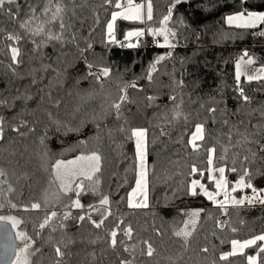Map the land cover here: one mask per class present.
<instances>
[{
	"label": "trees",
	"instance_id": "16d2710c",
	"mask_svg": "<svg viewBox=\"0 0 264 264\" xmlns=\"http://www.w3.org/2000/svg\"><path fill=\"white\" fill-rule=\"evenodd\" d=\"M46 2L16 0L19 19H27L35 7V15L46 20L41 15ZM61 2L65 28L60 29L58 22L45 25L46 31L61 36L59 40L33 35L0 13V117L4 119L0 169L5 173L0 177V203L5 205L0 215L24 221L20 230L35 240L32 264H121L122 260L132 264H247L246 257L256 254L258 246L228 260H220V255L231 250L232 240L264 234V204L226 205L225 214L199 189L191 195L190 183L197 179L213 187L206 150L215 147L213 165L225 167L229 187L246 169L245 183L252 187L237 192H264V79L241 78L239 85L235 79L238 55L247 52L254 64L264 66V35L259 34L264 25L241 29L225 21L237 11H264V0H181L168 22L176 33L171 37L172 48L153 43L157 36L149 30L162 26L175 0H151L150 21L147 15L143 22L118 19L115 39L121 43H112L107 36L116 0L111 4L106 0ZM137 29H143L144 35L133 36L136 46L128 47L127 32ZM9 34L21 39L9 40ZM12 47L20 50L16 61ZM160 56L166 59L156 65L149 80L150 65ZM105 67L111 69L110 74L97 79ZM15 80L26 84L25 95L6 103L2 95ZM133 83L135 87H127V100L121 103V90ZM239 87L250 102L240 97ZM150 96L155 99L149 101ZM114 103H121L119 115ZM211 107L217 109L215 114L208 111ZM176 110L187 120L174 119ZM199 123L204 124L205 139L197 141L201 148L193 151L189 140ZM133 128L148 130L149 203L141 208L128 203L139 172ZM93 152L101 157L100 171L93 178L99 180L97 191L92 192L90 182L85 181L79 196L84 208H74L75 193L52 189L56 184L52 165L58 159ZM193 165L203 172L202 177L200 171L191 172ZM233 167L236 172L231 171ZM105 195L112 214L97 228L88 219L90 212L95 220V211L88 206L99 205ZM9 201L17 207L12 208ZM33 203L41 207L32 209ZM201 209L187 242L176 236L189 219L187 213ZM52 212L57 215L40 229ZM66 212L71 214L67 219ZM120 220L113 248L110 232ZM128 225L133 229L131 239L124 235ZM145 241L155 250L152 256L146 255ZM57 246L63 256L57 255ZM125 246L135 247L125 251ZM259 260L264 264V253Z\"/></svg>",
	"mask_w": 264,
	"mask_h": 264
},
{
	"label": "snow or ice",
	"instance_id": "6c2138e0",
	"mask_svg": "<svg viewBox=\"0 0 264 264\" xmlns=\"http://www.w3.org/2000/svg\"><path fill=\"white\" fill-rule=\"evenodd\" d=\"M113 0H106V3L111 4ZM181 3V0H175V3L172 4V6L168 9V14L163 17L161 20V27L158 29H150L149 31L152 33L153 36H163L164 38V46H168L169 48L175 47L174 44L171 43L169 37H175L176 33L169 29L167 27L168 22L172 18V9L175 8L176 4ZM13 5H16V0H0V13L7 15L10 19L16 20L19 23V27L22 29H25L26 31L32 33L33 35H41L44 34L47 36L49 40H59L61 39L60 35H54L50 30L46 31L45 25L46 24H52L54 22L59 23L60 29L65 28V24L63 21V14L65 11L64 5L61 2V0H47L46 4L42 8L41 15L48 17L46 20H41L39 17L35 15L36 8L32 7L30 9L31 15L28 16L27 19H19V6L16 5L15 9L13 8ZM115 7L117 9H122V11H114L111 13V20L107 23V36L110 42L112 43H121L119 41H116L115 39V22L118 18H122L124 20H131V21H140L143 22L145 19L144 14V4H134L133 0H127V5L125 6L121 0H116ZM147 19L150 21L153 18V9H152V3L151 0H148L147 3ZM38 21V23L34 22ZM225 21L227 25L234 26L236 28L241 29H248V28H255L257 25H264V12H251L247 10L237 11L232 15H228L225 18ZM260 35H264V32L259 33ZM144 35L143 29H137L135 31H129L125 37V39H128L130 37H140ZM9 40H16L18 41L21 39L19 36L11 35L8 36ZM35 43V41H33ZM124 46V45H122ZM128 47H135L136 45L128 44ZM89 48L91 45L89 44ZM20 54V50L17 47L11 48V55L14 61L17 60V57ZM168 56H171V53H168ZM245 57H248V53L245 52L239 60L236 62V72H235V79L237 82V85H239L240 79L242 75H245L246 72L242 71V69L246 68L247 65H251L254 63V60L251 57H248L245 59ZM166 59L165 56H160L156 59V61L150 65V71L148 74V79H152V72H155L156 65ZM92 66L89 65V68ZM111 69L105 67L101 70L100 76H97V79H101L102 77H106L110 74ZM91 75H96L95 73H91ZM248 81L252 80H261L264 79V67H261L257 70L255 75H247ZM182 84V81L180 82ZM127 87H135V84L127 85L124 89L121 91L124 93L119 97L120 102H124L127 100ZM239 95L242 97L243 101L250 102V97L245 94L243 87L238 88ZM149 101H152L155 99V97H148ZM173 101L176 100V97H171ZM121 103H114L112 105L113 108L116 109L117 115H119V110L121 107ZM182 103V101H181ZM179 106H177V109ZM210 113L215 114L217 109L215 107H211L208 109ZM264 115V113H262ZM183 117V119L187 120V116H184V114L176 110L174 113V119H180ZM225 124L228 123L227 120L224 121ZM4 119L0 117V139H3L4 137ZM123 130V129H121ZM16 131H19V129H16ZM162 134L163 130H162ZM231 133L228 134L229 139H231ZM131 137L135 138V145H136V154L139 160V172H138V178L136 179V186L133 188L132 192L130 193L129 198V206L133 208H141V207H147V165H146V157H147V137H148V130L146 128H133L131 130ZM205 134H204V124L199 123L195 126V132L191 135V138L189 140V144L191 145V148L193 151H198L201 148V145L197 143V141H204ZM258 143V142H257ZM209 154L208 157V164L212 165L213 163V155L216 152L215 147L208 148L206 150ZM225 152H227V149H224ZM261 151H264V146L261 147ZM255 155V153H253ZM223 159V157H221ZM244 160H248V156L244 157ZM100 162L101 157L99 154L93 152L90 155H80L74 160H62L58 159L56 160L53 165V177L55 180L59 181V188L60 190L67 194V193H75L77 196V199H75L72 202V207L82 209L84 208V205L81 204L79 196L81 192L85 189V181H89V189L92 192L97 191V186L99 184V180L94 181V177L96 174L100 171ZM233 164H235V160H233ZM225 167H218V168H209V171L213 173L210 176V179H212L215 182V187L217 191H209L207 186L203 183H201L200 180L193 179L190 183V194L195 196L197 195V189L203 193L209 200L218 203L221 208L224 209L225 214L227 213V207L226 205L228 203L240 205L244 204L245 200L248 201V203H253L254 200H259L261 203H264V196H258L256 195V190L253 189V197H244L243 199H236L234 196L231 195V192H235L237 188L243 189V188H251L252 185L250 183H245V176H248L249 173L245 169L244 174L241 175L240 179L237 181L236 185L231 189V192L228 190V180L225 176ZM200 171L196 168L195 165L192 166L191 172L197 173ZM232 172H236L237 169L233 167L231 169ZM215 173L219 174V178L215 175ZM5 173L3 169H0V177L4 176ZM201 177L203 176V172L200 171ZM9 191H12L11 188H9ZM223 192L224 199L223 200H217V197ZM139 197V199H138ZM101 206H108L110 205V200L108 196H103L99 201ZM9 204L12 208H16L17 205L14 203H11L9 201ZM5 205L3 203H0V208H3ZM41 207L40 203H33L31 204L32 209H39ZM91 211H99L98 208H95L92 205L88 206ZM201 210H194L192 212L187 213L189 219L184 222V227L180 229L179 231H176L174 234L178 237H183L185 242H187L188 238L191 237L192 232L195 230V225L197 223V220L200 216ZM111 211H107V215L100 219L99 222L96 220H92L91 214L89 212L88 219L91 220L92 224L95 225V227L100 228L101 225L104 223V220L107 218L108 215H111ZM57 215L56 212H52L50 216L46 217L39 225L40 229H44L45 226L49 223V221L52 219V217H55ZM71 214L66 212L64 213V218L67 219L68 216ZM80 220H84V216L78 217ZM24 223L22 219L17 218L16 216L12 215H0V233H4L9 237L8 243L5 246V253L3 257H0V264H32L31 256L34 254L31 250L33 245L35 244V240H33L32 236H30L27 231L20 230V226ZM123 223V220H120V222L116 225V229L112 230L110 232V244L113 248H115L117 244V233L120 229V224ZM191 225V229L189 226ZM221 227L224 226L223 223L220 224ZM13 230H15L13 232ZM233 232L236 231L235 228L232 229ZM132 226L128 225L124 229V235L131 239L132 237ZM22 242V246L17 244L16 241ZM264 242V234L254 236L250 239H246L243 241L240 240H232L231 241V251L224 252L220 255V260H228L229 257L236 256V255H242L244 254V250L247 248H250L252 246H258L259 251L256 253V255H249L246 257L247 264H260L259 257L261 253H264V243H261L257 245V242ZM147 245L146 255L152 256L153 252L155 251L152 247L151 243H148L147 241L144 242ZM135 246H132V248H129L125 246V251H131L134 249ZM36 251H39V249H36ZM58 256H63L64 253L61 251V249L57 246L55 249ZM204 252H207L208 249L204 248ZM121 264H132L131 261L128 260H122ZM215 264V262H214Z\"/></svg>",
	"mask_w": 264,
	"mask_h": 264
},
{
	"label": "rangeland",
	"instance_id": "374dc122",
	"mask_svg": "<svg viewBox=\"0 0 264 264\" xmlns=\"http://www.w3.org/2000/svg\"><path fill=\"white\" fill-rule=\"evenodd\" d=\"M125 6L127 5V1H125V2H122ZM133 3L134 4H144V9H143V11H144V14H145V16H146V14H147V3L145 2L144 3V1L143 0H133ZM115 11H122V9H117V10H115ZM114 12V11H113ZM118 19H120V18H118ZM117 19V20H118ZM110 20H111V17H110ZM109 20V21H110ZM117 20H116V22H115V27H114V32H115V34H116V23H117ZM167 27L170 29V27H169V25H167ZM130 31H135V30H130ZM129 32V31H128ZM127 32V33H128ZM157 37H159V42H158V44L159 45H161V46H164V38H163V36H157ZM169 39H170V41H171V36L169 37ZM127 40V45L128 44H135V39H133L132 37H130V38H128V39H126ZM171 43H172V41H171ZM240 58V57H239ZM25 89H26V84L25 83H22V82H20V81H13L12 83H10L9 84V86H8V89H7V91L5 92V93H3V95H2V98H3V100H4V102H6V103H10V101L14 98V97H16V96H19V95H25ZM195 132V131H194ZM77 157H75V158H71V159H68V160H74V159H76ZM68 160H66V161H68ZM139 161V160H138ZM146 165H147V194H148V162H147V157H146ZM218 168V167H223V166H215V165H213V163H212V165H209V168ZM213 173H211L209 170H208V177L210 178V176L212 175ZM215 175L217 176V178H219V174L218 173H215ZM212 180V179H211ZM201 181V183H203V184H205L206 186H207V188H208V190L209 191H217V189H216V187H215V182L213 181V187H211V186H209V185H207L205 182H202V180H200ZM54 182H56V184L55 183H53V186H52V189H54V190H59L60 188H59V181H57V180H55ZM58 182V183H57ZM236 183L237 182H235L233 185H232V187H229V185H228V190H229V192H231V189L236 185ZM135 186H136V184H135ZM135 186H134V188H135ZM199 189V188H198ZM197 189V190H198ZM133 190V189H132ZM238 190H240V188H237V190L235 191V192H231V195L232 196H234L236 199H243L244 197H253V195H254V193L253 192H250V193H247V192H245L244 190H242V191H239V192H237ZM256 190V189H255ZM132 192V191H131ZM256 195H258V196H264V192L262 193V192H260L259 190H256V193H255ZM205 196V195H204ZM206 197V196H205ZM129 198H130V195H129ZM138 199H139V197H138ZM224 199V195H223V192H221V194L217 197V200H223ZM211 201V200H210ZM212 203H215V202H213V201H211ZM148 203H149V199L147 198V205H148ZM245 203H248V201L247 200H245ZM244 203V204H245ZM215 204H218V203H215ZM248 204H264V203H261L258 199L257 200H254L253 201V203H248ZM219 205V204H218ZM227 205H236V204H232V203H228ZM95 208H98L99 209V211L97 212V211H95L94 212V217H95V220L96 221H99L100 219H101V217H104L106 214H107V209H108V207L107 206H101L100 204L99 205H97V206H95ZM247 239H250V238H247ZM236 240H240V239H236ZM243 240H246V239H243ZM243 240H240V241H243ZM18 241V240H17ZM18 243H19V245H21L22 246V242H20V241H18ZM231 251V250H230ZM254 255H256V254H254Z\"/></svg>",
	"mask_w": 264,
	"mask_h": 264
},
{
	"label": "crops",
	"instance_id": "0c3cea01",
	"mask_svg": "<svg viewBox=\"0 0 264 264\" xmlns=\"http://www.w3.org/2000/svg\"><path fill=\"white\" fill-rule=\"evenodd\" d=\"M251 12H264L262 10H256V11H251ZM234 14V13H233ZM232 15V14H230ZM258 26V25H257ZM248 57H245V59H247ZM240 58H238L239 60ZM261 67H264L262 65H256V64H251V65H247L246 68L242 69V71L246 72L245 75H242L241 78H245L247 79V75H255L257 70L260 69ZM248 80V79H247Z\"/></svg>",
	"mask_w": 264,
	"mask_h": 264
},
{
	"label": "water",
	"instance_id": "95a60500",
	"mask_svg": "<svg viewBox=\"0 0 264 264\" xmlns=\"http://www.w3.org/2000/svg\"><path fill=\"white\" fill-rule=\"evenodd\" d=\"M15 230H13L14 232ZM9 237L5 235L4 233H0V257L4 256L5 253V246L8 243ZM17 243V241H16Z\"/></svg>",
	"mask_w": 264,
	"mask_h": 264
},
{
	"label": "built area",
	"instance_id": "2783aa9c",
	"mask_svg": "<svg viewBox=\"0 0 264 264\" xmlns=\"http://www.w3.org/2000/svg\"><path fill=\"white\" fill-rule=\"evenodd\" d=\"M158 41H159V38H157V37H155V38L152 39V42L153 43H158ZM238 57H240V55H238Z\"/></svg>",
	"mask_w": 264,
	"mask_h": 264
}]
</instances>
